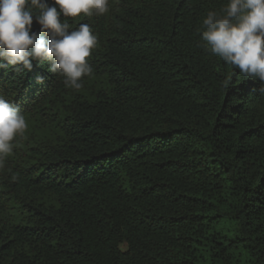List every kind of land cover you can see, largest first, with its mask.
<instances>
[{
	"label": "trees",
	"instance_id": "trees-1",
	"mask_svg": "<svg viewBox=\"0 0 264 264\" xmlns=\"http://www.w3.org/2000/svg\"><path fill=\"white\" fill-rule=\"evenodd\" d=\"M227 3L61 17L97 36L79 90L48 61L0 67L28 124L0 168V264H264L262 85L201 46Z\"/></svg>",
	"mask_w": 264,
	"mask_h": 264
},
{
	"label": "clouds",
	"instance_id": "clouds-1",
	"mask_svg": "<svg viewBox=\"0 0 264 264\" xmlns=\"http://www.w3.org/2000/svg\"><path fill=\"white\" fill-rule=\"evenodd\" d=\"M109 0H0V64L6 70L31 71L33 61L62 78L65 87L79 90L93 69L88 61L97 36L88 24L72 29L62 20L102 16ZM33 19L39 31H32ZM200 38L212 54L262 85L264 94V0H228L221 12L209 11ZM37 83L43 77L37 76ZM28 124L21 110L0 94V168L12 153L17 136Z\"/></svg>",
	"mask_w": 264,
	"mask_h": 264
}]
</instances>
